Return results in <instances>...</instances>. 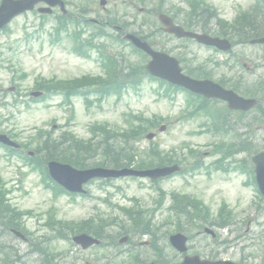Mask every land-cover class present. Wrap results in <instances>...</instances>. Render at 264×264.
Masks as SVG:
<instances>
[{"label":"rangeland","instance_id":"374dc122","mask_svg":"<svg viewBox=\"0 0 264 264\" xmlns=\"http://www.w3.org/2000/svg\"><path fill=\"white\" fill-rule=\"evenodd\" d=\"M67 1L71 2L68 10L75 15L77 14V16L85 8L97 9L99 13L102 11L98 5L99 0ZM207 1L214 5L216 9H224L225 14L228 13V8L231 16L233 14L231 8L236 4L250 2V0ZM108 3L106 12L116 13L118 18L123 17L132 21L133 16H138L137 8H132L135 5L131 6L129 0H108ZM145 3V1L140 2V6ZM157 5L158 0H152L146 4V7L151 8ZM81 6L83 7L80 9ZM173 6L177 8L184 7V0H169L164 9L172 11ZM100 14L102 15V13ZM84 16L91 19L96 18V15L92 13H87ZM138 18L141 17L138 16ZM43 23H45L46 28L41 30L39 27ZM70 26V29L63 33L61 40L57 42L54 34L53 36L50 34L55 33V23L53 21H43L35 13H26L17 17L9 25L7 31L0 32V134H6L9 137L12 135V137L17 138L15 141L22 142V145L28 143L40 130L46 131V133L49 132V136L54 140L58 139V141L67 133L75 139L88 140L91 138L90 129L94 126H107L112 128L113 132H119L122 129L128 130L125 121H127L130 113H134L145 114L148 117L159 115L169 119L168 123H164L167 129L162 133L158 131L157 137L153 140L154 142L143 136L142 140L135 144V147H138L139 152L142 154L148 153L153 143L160 144L161 149L174 153L175 157L182 158L188 147H195V149L206 153L211 150L213 145L222 141L225 143L235 141L236 144L241 142L227 137L209 139L208 136L197 135V132L201 129L200 127L195 130V123L179 120V115L184 108L186 94L179 92L174 99L172 97L168 99L161 98L158 95L159 92L162 93V90L158 91V83L151 80H145L141 88L137 90L128 89L124 91L121 100H116L114 95H110L102 100L101 104H93L90 108L85 106L82 97H75L72 106L65 104L64 97L57 95L54 91H51L52 93L47 95L44 100L31 102L28 95L35 87L34 82L36 79L57 78L58 80L69 81L79 79L83 75L94 76V74L102 72V61L96 52H92L89 58L75 54L73 50L75 41L70 34L75 32L77 26L75 24ZM87 31L86 35H89L91 29L89 32ZM158 41L166 45L167 49H173L175 46L177 48L184 47L181 42L168 39L166 36L160 37ZM106 44L111 55L119 60H121L120 53L122 52L127 65L130 62H141L142 60L141 56L135 54L128 45L119 44L110 39L106 41ZM208 52L204 48L195 45H190L188 50L189 56L198 60H201ZM176 53L174 52V55ZM21 72L26 73L27 76L23 78ZM12 86H15L16 90L9 92L8 89ZM17 99L21 102H17ZM73 112L75 118L71 120L70 116ZM55 126L56 128H54ZM262 142V140H256V144ZM51 145L56 146L54 143H51ZM101 158V156L94 159L87 157V163L90 167H93L94 164L101 162ZM23 159L20 152L12 154L6 147L0 145V175L6 181V190L9 189L11 192L10 202L24 213L32 212V216L26 217L25 225L30 231H33L36 235L38 234V239L42 235L49 236L52 239L46 242L48 249L52 248L55 255L59 254L53 259L52 264H74L73 259L77 256H79L77 264H85L91 257L92 252L88 255L78 251L79 255H77L78 248L73 244L72 236H70L71 239L59 240L53 232H48L43 226L49 215L46 213L55 208L57 210L56 216L64 220L82 217L83 211L88 215L92 212V207L101 206L100 199L107 197L105 192L109 188L103 193L98 190V183L92 185L91 190L97 199L90 202L78 199L76 204L70 197L65 195H60L55 200L51 190L43 186L41 173L38 170L30 169ZM107 161L110 160L107 159ZM210 161V159L207 160V162ZM196 176L195 179L188 178L190 188L185 186L186 177L182 175L165 179L160 183V187L167 192H183V189H185L187 193L208 201L214 209L219 200L225 199L234 211L235 217H239L240 220L244 218L253 220L255 218L253 214H256L257 211L254 204L253 206L250 205L253 199V190L243 186L244 176L226 175L223 176V182L215 179L210 182L205 176L199 174ZM122 182L121 187L127 197L143 196L144 193L148 192L147 189L142 190L140 188V180H123ZM114 196H116V201L125 204L126 200L120 192L115 193ZM169 226L162 230L167 229ZM179 227L186 231H197L188 226L187 222L183 221L179 225L175 220L171 227L165 231H176ZM223 235L228 236L227 233ZM119 238H123V235H120ZM1 242L3 243V240ZM9 243L12 245V249L17 251L21 257V262L15 264H45L44 259L46 257L44 254L31 252L32 245L36 242L10 239ZM253 244L251 243L247 250L256 253L252 250L256 247V251H258L260 246H254ZM101 264H104V262H101Z\"/></svg>","mask_w":264,"mask_h":264},{"label":"flooded vegetation","instance_id":"af4514ba","mask_svg":"<svg viewBox=\"0 0 264 264\" xmlns=\"http://www.w3.org/2000/svg\"><path fill=\"white\" fill-rule=\"evenodd\" d=\"M232 12V16L230 13L223 14V20L209 25L206 30L222 40H227L231 44V50L223 52L210 48L201 60L186 59V71L194 78L213 81L242 98L256 99L259 104L244 112L231 110L226 101L198 97L195 103L199 107L191 108L188 116L194 114L202 119L203 127L197 135L208 136L209 139H264V45L252 44L264 36V6L254 7L246 14ZM214 165L206 164L202 170L209 167L214 169ZM190 166L194 167L195 164ZM142 202L143 211L132 212V218L124 216L128 224L121 225L115 235L107 234L105 229H96L84 211L82 217L73 220L75 231H99L104 236V246L92 247L88 251L77 249V255L81 251L88 255L92 252L85 264H111L113 261V264H177L178 260L182 264L185 255L176 254L168 242L169 238L167 242L165 237L160 238L158 220L161 216L169 215L173 202L168 196L147 197ZM94 210L95 207L91 213ZM101 224L100 220L99 225ZM129 231L133 232V236L127 234ZM120 235L128 237L132 244L121 245ZM222 241L220 231L216 239H206L205 243L200 244L198 253L190 249L189 255H199L205 261L219 264L226 261L264 264V258L260 260L254 254H246L245 248H236L234 242L222 244ZM78 259L79 256L73 259L74 264L78 263Z\"/></svg>","mask_w":264,"mask_h":264},{"label":"water","instance_id":"95a60500","mask_svg":"<svg viewBox=\"0 0 264 264\" xmlns=\"http://www.w3.org/2000/svg\"><path fill=\"white\" fill-rule=\"evenodd\" d=\"M37 1H41V0H21L19 2H15L13 0H4L3 5L0 8V28L4 27L10 21V19L13 16L17 15L20 12L25 11L26 9H31L33 4ZM43 1H46L51 5H55L56 3H58V0H43ZM44 11H46V10H44ZM163 21H165V23L171 28V30L173 29L174 32H176L178 36H190V37L197 38L201 42H205L208 44L213 43L211 40H209L205 37H199V36H194L191 34L183 33L182 30L174 28L173 25L170 24V21L166 18H163ZM128 38L131 39L137 46L143 48L144 50H146L147 52H149L152 55L154 60L150 63L148 69L153 75H156V76L166 75L165 70H167V67L164 66L163 64H165V65H168V63L173 64L174 62L172 60H169L163 56H159L157 54L152 53L147 48L146 45L141 44L140 41H138L134 37L130 36ZM163 61H168V62L163 63ZM178 77L179 78L176 82L183 83V82L187 81L186 78L184 79L181 76H178ZM36 96H38V95H36ZM263 158H264V156L258 157L257 162L258 163H259V161L262 162ZM175 170H176V168L175 169H164V170H160V171H151V172L140 173V174H136V175L149 176V177L153 178L156 175L157 176H165V175L171 174ZM261 170L264 171V166L262 163H260V171ZM50 171H51V174L54 177V179H56L59 183L64 185L66 188H69L70 190H74L75 188H77L79 185L83 184L87 180H90V179L95 178V177H119V176L135 174V173L130 172V171L107 172V171H103V170L78 172L69 166H64V165H60L57 163H52L50 165ZM263 187H264V185H263ZM77 240L79 241V239H77Z\"/></svg>","mask_w":264,"mask_h":264},{"label":"trees","instance_id":"16d2710c","mask_svg":"<svg viewBox=\"0 0 264 264\" xmlns=\"http://www.w3.org/2000/svg\"><path fill=\"white\" fill-rule=\"evenodd\" d=\"M137 120V119H136ZM141 124L138 126L136 123L134 122H130L128 125V134L126 133L127 139H126V144L127 147L131 146V141L134 140L137 136H139L140 134H145L148 131H150V129L152 127L156 126V119L152 122V120H145L143 118L139 119ZM109 140V137L107 136L106 138V142ZM84 145L81 144L77 147H83ZM151 154H155L156 158L159 159L160 161L158 162V164L154 161V160H145L141 159L139 161V167H152L155 165H163V164H170L173 162L172 157H170L168 154H163L160 152H156L155 150H153L151 152ZM124 156V158H123ZM135 155L128 152L127 154H123L118 160L115 161V166L119 167V166H123V165H127V166H131L135 163ZM73 163V162H72ZM74 165H79V162H75L73 163ZM136 164V163H135ZM4 193L2 192V188L0 186V205L1 208L2 206H5V199H4ZM2 196V197H1ZM5 213H7L10 216V222H13L14 219L18 216L17 212L14 210H10L9 208H5L1 210V214L4 215Z\"/></svg>","mask_w":264,"mask_h":264}]
</instances>
